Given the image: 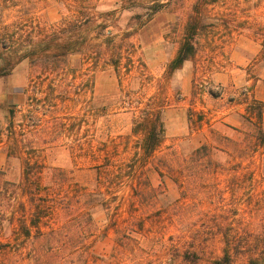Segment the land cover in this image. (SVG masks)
I'll list each match as a JSON object with an SVG mask.
<instances>
[{
    "label": "rangeland",
    "instance_id": "rangeland-1",
    "mask_svg": "<svg viewBox=\"0 0 264 264\" xmlns=\"http://www.w3.org/2000/svg\"><path fill=\"white\" fill-rule=\"evenodd\" d=\"M92 3L93 21L86 23L84 0H0L1 23L26 13L21 23L34 42L0 78L1 180H18L15 161L8 167L6 159L11 138L24 158L80 175L102 145L118 158L131 157L142 137L133 135L134 123L149 109L165 111L162 152L171 145L185 152L209 129L236 135L227 126L241 128L246 107L264 105V0ZM187 40L194 54L171 69ZM128 195L126 185L118 189L120 210ZM0 264L21 261L9 251Z\"/></svg>",
    "mask_w": 264,
    "mask_h": 264
},
{
    "label": "trees",
    "instance_id": "trees-1",
    "mask_svg": "<svg viewBox=\"0 0 264 264\" xmlns=\"http://www.w3.org/2000/svg\"><path fill=\"white\" fill-rule=\"evenodd\" d=\"M93 6L84 0L86 23ZM18 13L11 24L0 16V78L34 44L21 23L26 13ZM193 54V44L183 42L170 68ZM263 110L248 105L243 126H227L234 136L209 129L189 151L171 145L162 152L165 111L149 109L134 123L133 135L142 137L131 157L102 145L80 175L24 158L11 138L6 159L8 167L15 161L18 180L0 179V255L15 251L21 264H264ZM125 185L120 210L117 193Z\"/></svg>",
    "mask_w": 264,
    "mask_h": 264
}]
</instances>
